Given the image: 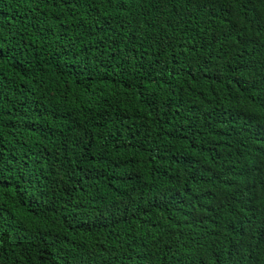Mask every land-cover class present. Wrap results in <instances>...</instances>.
Wrapping results in <instances>:
<instances>
[{"label": "trees", "instance_id": "trees-1", "mask_svg": "<svg viewBox=\"0 0 264 264\" xmlns=\"http://www.w3.org/2000/svg\"><path fill=\"white\" fill-rule=\"evenodd\" d=\"M0 52V264H241V0H0ZM262 70L243 0V264H264Z\"/></svg>", "mask_w": 264, "mask_h": 264}, {"label": "clouds", "instance_id": "clouds-1", "mask_svg": "<svg viewBox=\"0 0 264 264\" xmlns=\"http://www.w3.org/2000/svg\"><path fill=\"white\" fill-rule=\"evenodd\" d=\"M171 7H181L180 10V15L178 18L183 17V7L182 5H172ZM189 7V6H188ZM74 8V7H73ZM54 15H57L54 14ZM185 42L190 43V47L192 49H199V42H198V37L196 33H192L189 35L186 39ZM180 44V43H178ZM255 68H256V63H255ZM264 71V70H262ZM260 71V72H262ZM247 91L250 92V94L255 96L258 99H264V81L262 82H256V83H246L245 84ZM192 105V102H191ZM255 133L254 135L249 138V142L247 143L248 150L245 154V160L250 162V165H260V159L263 157L264 158V127H257L253 130ZM249 180V178L244 175L243 176V185ZM240 207V205H239ZM241 208V207H240ZM215 220L211 221V224H208V229L210 228L211 231H216V226L214 225ZM234 250L229 246L226 251L224 252V255H229ZM236 261L238 260V257H234Z\"/></svg>", "mask_w": 264, "mask_h": 264}, {"label": "snow or ice", "instance_id": "snow-or-ice-1", "mask_svg": "<svg viewBox=\"0 0 264 264\" xmlns=\"http://www.w3.org/2000/svg\"><path fill=\"white\" fill-rule=\"evenodd\" d=\"M116 2H117V5H119V4L123 3V0H116ZM109 3H111V0H109ZM219 3H220V6L223 7L226 3V0H219ZM2 55H3V53L0 52V56H2ZM262 239H264V237H262Z\"/></svg>", "mask_w": 264, "mask_h": 264}, {"label": "bare ground", "instance_id": "bare-ground-1", "mask_svg": "<svg viewBox=\"0 0 264 264\" xmlns=\"http://www.w3.org/2000/svg\"><path fill=\"white\" fill-rule=\"evenodd\" d=\"M202 58V57H201Z\"/></svg>", "mask_w": 264, "mask_h": 264}]
</instances>
